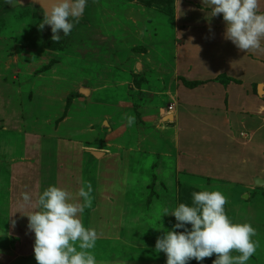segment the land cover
Masks as SVG:
<instances>
[{
  "label": "rangeland",
  "instance_id": "1",
  "mask_svg": "<svg viewBox=\"0 0 264 264\" xmlns=\"http://www.w3.org/2000/svg\"><path fill=\"white\" fill-rule=\"evenodd\" d=\"M74 1L86 4L79 19L62 15L45 29L40 9L0 0V129L60 132L104 154L79 159L75 172L48 167L44 180L26 160L9 178L0 167V264H264V189L184 183L170 160L141 154L157 121L147 116L172 104L163 83L174 81L176 35L198 28L180 14L188 1L202 6ZM111 63L113 72L100 74ZM74 93L80 100L69 104ZM102 116L111 139H83L98 125L85 122ZM68 178L71 192L61 185Z\"/></svg>",
  "mask_w": 264,
  "mask_h": 264
},
{
  "label": "crops",
  "instance_id": "2",
  "mask_svg": "<svg viewBox=\"0 0 264 264\" xmlns=\"http://www.w3.org/2000/svg\"><path fill=\"white\" fill-rule=\"evenodd\" d=\"M195 1L206 10L190 7L189 1L184 5L188 10L185 15L180 14L181 17L186 18V24L192 22L198 28H189L186 35L183 32L182 36L176 35L183 38V42L177 44L174 40L176 46L170 56L169 68L175 74L174 81L163 83L166 102L172 103L169 106L173 107V112L167 113L166 107L159 109L158 115L147 116L157 121L156 127L151 129L153 133H149L153 139L146 141L141 152L142 158L149 161V156H159L170 160L184 183L205 179L254 191L253 182L264 189V0ZM113 66L111 63L101 67L100 74L112 73ZM76 89L82 91L80 86H75ZM155 93L153 100L157 99ZM76 94L67 95L69 104ZM159 97L160 101L162 96ZM75 100L80 99L72 102ZM15 101L21 105L20 100ZM104 117L86 121L88 125L92 122L98 125L91 126L82 138L96 134L110 140L111 130H106L108 123ZM4 128L0 129V167L8 178L10 173L17 172L16 163L23 165L25 160L38 170L37 178L44 180L46 168L54 170L55 164L64 165L63 168L69 166L75 172L79 159L84 158L89 164L104 155L88 145H81V141L66 139L60 132L46 139L37 127L24 131L23 124L14 125L8 127L7 133L2 131ZM15 147L21 148L20 158L16 156ZM92 152L100 156L95 158ZM34 158L35 162H31ZM45 159L48 162L41 166ZM10 164L12 168L7 172ZM31 177L28 179L34 180ZM61 185L68 186L71 192L70 178ZM73 200L76 201V196ZM11 217L6 212V229L9 230L4 232L6 235L11 232Z\"/></svg>",
  "mask_w": 264,
  "mask_h": 264
},
{
  "label": "water",
  "instance_id": "3",
  "mask_svg": "<svg viewBox=\"0 0 264 264\" xmlns=\"http://www.w3.org/2000/svg\"><path fill=\"white\" fill-rule=\"evenodd\" d=\"M10 2L14 7L24 8L28 6H34L40 9L44 17L43 25L46 28H49L55 22H57L62 15H67L70 17L75 16L79 19L84 7V4L74 0H10ZM76 6H78V8ZM168 119L171 120L172 117L169 116ZM92 155L95 158L100 156V154L96 152H92Z\"/></svg>",
  "mask_w": 264,
  "mask_h": 264
},
{
  "label": "built area",
  "instance_id": "4",
  "mask_svg": "<svg viewBox=\"0 0 264 264\" xmlns=\"http://www.w3.org/2000/svg\"><path fill=\"white\" fill-rule=\"evenodd\" d=\"M167 111H168L167 113L170 114L171 112H173V107H172V106H169V107L167 108Z\"/></svg>",
  "mask_w": 264,
  "mask_h": 264
},
{
  "label": "flooded vegetation",
  "instance_id": "5",
  "mask_svg": "<svg viewBox=\"0 0 264 264\" xmlns=\"http://www.w3.org/2000/svg\"><path fill=\"white\" fill-rule=\"evenodd\" d=\"M85 5H86V4H85ZM85 5H84V7H83V9H82L83 11H84V8H86ZM76 7H77V6H76ZM77 8H78V7H77ZM83 11H82L81 13H83ZM80 15H82V14H80ZM42 28H45V29H46V27H45L44 25L42 26Z\"/></svg>",
  "mask_w": 264,
  "mask_h": 264
},
{
  "label": "trees",
  "instance_id": "6",
  "mask_svg": "<svg viewBox=\"0 0 264 264\" xmlns=\"http://www.w3.org/2000/svg\"><path fill=\"white\" fill-rule=\"evenodd\" d=\"M69 103V100L67 101ZM68 106V105H67Z\"/></svg>",
  "mask_w": 264,
  "mask_h": 264
}]
</instances>
